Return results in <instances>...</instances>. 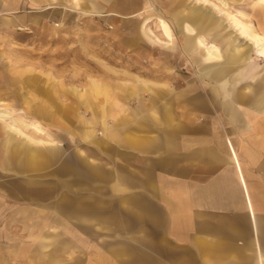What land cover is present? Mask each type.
<instances>
[{
    "label": "crops",
    "instance_id": "0c3cea01",
    "mask_svg": "<svg viewBox=\"0 0 264 264\" xmlns=\"http://www.w3.org/2000/svg\"><path fill=\"white\" fill-rule=\"evenodd\" d=\"M101 1L130 12L143 6ZM170 5L171 46L154 42L143 22L132 42L151 51L138 66L152 79L120 70L135 86L122 81L113 88L107 79L114 69L100 63L105 77L91 78L90 87L118 100L106 108L75 94L96 123L80 116L78 124H60L56 114L68 115L70 104L29 105L25 111L56 123L48 130L63 128L57 140L42 120L15 116L0 103L10 115L0 121V167L20 178L0 185L17 195L9 213L0 206V264H264V74L255 79L253 47L234 28L246 47L236 37L226 40L220 28L211 32L218 20L210 9ZM169 28L162 29L167 38ZM225 41L237 45L225 48ZM130 96L134 107L110 116ZM13 118L22 129L23 119L39 123L43 132L25 129L27 138L10 128Z\"/></svg>",
    "mask_w": 264,
    "mask_h": 264
},
{
    "label": "rangeland",
    "instance_id": "374dc122",
    "mask_svg": "<svg viewBox=\"0 0 264 264\" xmlns=\"http://www.w3.org/2000/svg\"><path fill=\"white\" fill-rule=\"evenodd\" d=\"M94 1L98 5L96 10L92 7L91 0H39L35 1L38 5L36 7L31 5L30 0H0V103L8 107L15 116L23 111V116L30 121L42 120L47 131L57 140L61 139L63 128H58L60 125L57 124L52 130L58 133L48 130L47 124L56 123L49 122L48 118H37L32 112L25 111L29 105L54 109L55 106L70 104L72 110L68 115L56 114L60 124H78L80 116L84 122L93 123L96 121L95 113L90 107H80L76 95L88 97L91 103L103 101L106 108L112 99L115 100L116 96H108L109 91H93L90 87L91 78L101 80L105 77L106 69L100 63L114 69L115 73L111 75L113 78L107 79L114 84L113 88H116V84L118 87L122 81H126L129 86L135 84L128 74L121 76L120 70L150 78L145 73L146 67L138 65H144L151 51H147V47L142 44L132 45L139 36L140 23H145L146 30L149 27L152 29L149 35L154 42L163 40L171 46L176 41L175 19L172 13H167L172 0H136L140 6L143 4L144 7H152L146 15H137L139 10L130 12L110 9L103 1ZM173 1L210 9L213 17L218 20V26L211 25V32L220 28L225 32L226 40L235 38L236 33L232 31L233 27L222 10L237 16L238 13L243 14V20L250 23L256 32L264 33V2L255 4L256 0ZM163 17L170 27L169 38L164 36L162 31L168 26ZM236 42L241 44L240 47L247 45L238 37ZM226 44L225 41L221 46L235 48L237 45ZM249 53L248 65L254 68L256 79L264 74V59L257 58L254 50ZM160 56L162 55L157 57ZM136 60L138 63H135ZM157 80L166 83L171 79ZM249 81L253 80L248 79L247 82ZM141 95L146 96L147 91L143 89ZM130 97L131 99L123 101L122 104H114L115 110L113 109L114 112L110 113V116H118L119 110L120 113L129 112L136 100V96ZM199 117L202 118L201 115ZM5 134L6 130L1 127L0 140ZM61 147L68 148L69 144L64 142ZM46 168L47 166L40 168V173L45 174V178L47 173L42 170ZM19 179L14 176V171H6L0 167V185L15 186L16 180ZM21 182L29 184L28 186L32 184L31 180L27 182L26 179ZM40 184L46 186L49 181L44 179ZM15 196V193H8L0 188V206H3L2 210L6 213L14 207L10 206V203L16 202ZM5 217L6 215L4 219Z\"/></svg>",
    "mask_w": 264,
    "mask_h": 264
},
{
    "label": "bare ground",
    "instance_id": "6f19581e",
    "mask_svg": "<svg viewBox=\"0 0 264 264\" xmlns=\"http://www.w3.org/2000/svg\"><path fill=\"white\" fill-rule=\"evenodd\" d=\"M264 0H256L255 4L262 3ZM147 4V3H144ZM147 5L144 7L141 6L139 9V12L136 14L141 15L148 14L150 10H152V7H147ZM222 13L228 18L230 21V24L232 27L237 31V33L243 37L246 41H248L255 51L256 57L264 59V33L256 32L252 25L246 21L243 20L244 15L241 13H238L239 16L236 14H232L226 10H222ZM209 48H211V51L214 53H217V48L214 45H209ZM10 115L6 108L0 106V121H5L7 118H9ZM38 120V119H37ZM18 121L16 119H12V124H10V128L14 130L15 132L22 134L23 136L27 138H31L28 133H26L25 129L32 130L38 133L43 132L42 129H40L37 125L39 123H29L26 119H23L21 122L24 125L25 129H22L20 126L17 125ZM1 124V123H0ZM3 124V123H2Z\"/></svg>",
    "mask_w": 264,
    "mask_h": 264
}]
</instances>
